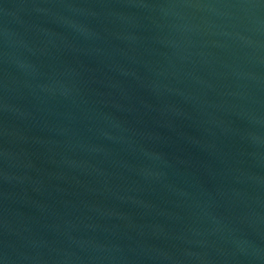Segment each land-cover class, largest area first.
<instances>
[{
	"label": "water",
	"instance_id": "95a60500",
	"mask_svg": "<svg viewBox=\"0 0 264 264\" xmlns=\"http://www.w3.org/2000/svg\"><path fill=\"white\" fill-rule=\"evenodd\" d=\"M0 264H264V0H0Z\"/></svg>",
	"mask_w": 264,
	"mask_h": 264
}]
</instances>
